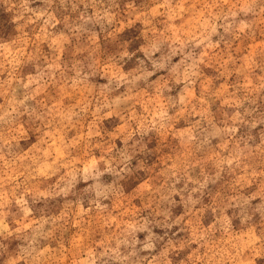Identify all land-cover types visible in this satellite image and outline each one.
<instances>
[{"label": "clouds", "instance_id": "clouds-1", "mask_svg": "<svg viewBox=\"0 0 264 264\" xmlns=\"http://www.w3.org/2000/svg\"><path fill=\"white\" fill-rule=\"evenodd\" d=\"M0 264H264V0H0Z\"/></svg>", "mask_w": 264, "mask_h": 264}]
</instances>
